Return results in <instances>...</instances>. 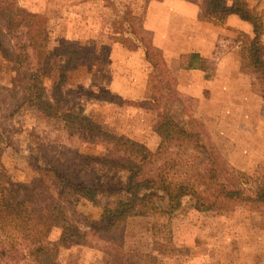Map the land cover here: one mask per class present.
<instances>
[{
    "label": "rangeland",
    "instance_id": "rangeland-1",
    "mask_svg": "<svg viewBox=\"0 0 264 264\" xmlns=\"http://www.w3.org/2000/svg\"><path fill=\"white\" fill-rule=\"evenodd\" d=\"M166 1L0 0V7L36 14L49 53L68 46L79 52L74 56L69 49L52 57L51 74L41 78L45 96L52 98L58 64L70 58L75 67L61 84L67 102L60 103V112L81 110L106 131L140 143L148 156L138 165L143 167L139 176L197 187L205 184V170L215 160L228 174L218 169L217 182L209 183L237 184L247 194L264 182V83L247 65L251 24L228 22L210 10V0H180L198 8L194 24L174 16ZM243 1L261 19L264 47V0ZM20 30L6 43L15 54L25 39ZM155 31L164 47H175L173 54L208 49L201 65L212 75L210 85L188 90L198 78L188 72L176 77L164 51L154 46ZM191 59L184 55L179 61L192 64ZM28 62L25 75H17L0 53V163L13 182L45 185L50 220L42 240L55 264H105L118 244L121 264H264V206L197 211L186 196L177 210L166 213L153 197L136 202L137 208L149 209L127 218L120 239L115 230L95 231L92 224L104 210L128 198L129 173L109 160L130 158L131 149L114 152L109 144L84 142L60 116L47 117L28 103V78L37 75L33 58ZM220 64L222 73L215 72ZM163 111L193 137L175 134L162 142L156 124ZM57 172L72 181H97L99 190L90 199L65 188ZM30 245L22 239L19 260L0 264H36L28 255Z\"/></svg>",
    "mask_w": 264,
    "mask_h": 264
},
{
    "label": "trees",
    "instance_id": "trees-1",
    "mask_svg": "<svg viewBox=\"0 0 264 264\" xmlns=\"http://www.w3.org/2000/svg\"><path fill=\"white\" fill-rule=\"evenodd\" d=\"M209 8L222 16L237 15L251 24L253 37L246 51L247 65L258 74L264 83V47L260 41L263 34L261 19L249 10L243 0H233L228 5L225 0H210ZM16 29H21L22 34L25 35L24 41L18 42L19 52L17 54L12 52V48L6 46L10 40V33ZM42 30L43 27L38 23L36 14L24 8L0 7V53L2 58L13 65V71L17 75H25L26 66L30 64L28 60L33 58L36 64L37 75H31L28 78L30 83L27 89L30 93L27 94L26 101L34 103L38 110L47 117L60 116L66 128L72 134L78 135L84 142L106 143L114 148V152H117L119 148L131 149L129 153L134 156L124 158V156L118 155L116 159L109 160L116 167L129 173L125 186L128 198L118 203L114 208L105 209L100 220L92 224L95 231L115 230L120 239V232L127 218L137 214L145 215L149 209L146 206L137 208L136 202L153 197L160 201L161 206L159 205V207L166 213L177 210L181 206L182 199L186 196L193 198L197 211L223 212L232 210L236 205L264 206V182L256 184L247 194L237 184L216 183L214 187L209 183V181L217 182L214 179L218 169L222 173L227 172L225 168L219 167L215 160L210 161V168L205 170V184L201 182L197 187L185 181L172 184L162 179H146L139 176L138 173L143 167L138 165L148 156L140 143L106 131L81 110L78 113L60 112V103L67 102L62 93L61 84L66 72L75 67L69 66L70 58H67L63 64H58L59 82L53 87L52 98L45 96V87L41 78L51 74L50 60L52 57L64 55L69 49L74 56H79V52L74 47L68 46L49 53L45 45L46 36L42 37ZM156 132L162 142L169 138L173 139L175 134L186 140L193 137L192 134L180 128L167 111L161 113L156 124ZM207 153L210 158L215 156L212 150ZM63 173L57 172L65 188L90 197V199L99 190L100 183L97 181H72L66 178ZM202 178L203 176H201V180ZM211 187L214 188L212 191H210ZM45 188L43 182L38 180L30 183L13 182L0 163V262L18 261V255L21 257V254L17 246H20V241L24 239L31 241L28 255L36 264H55L52 249L42 240L43 232L50 220V204L48 202L51 198L46 194ZM140 194L144 195L139 198ZM121 260L122 249L118 244L108 252V261L105 264H121Z\"/></svg>",
    "mask_w": 264,
    "mask_h": 264
},
{
    "label": "crops",
    "instance_id": "crops-1",
    "mask_svg": "<svg viewBox=\"0 0 264 264\" xmlns=\"http://www.w3.org/2000/svg\"><path fill=\"white\" fill-rule=\"evenodd\" d=\"M165 3L169 4L170 10L174 14V16L178 17V19H186L187 21L189 20V21L193 22L194 24L197 22L196 15L198 13V8L195 5L188 4V3L184 2V1H180V0H168ZM227 20H228V22L230 21V22L236 23V25H238L239 27L241 25H243V26L248 25L244 21H242V19L240 17H238L237 15H229V16H227ZM155 33H156V38H158L157 31H155ZM171 39H172L171 37L165 38L166 41H170ZM198 40H199V38H198ZM162 41H163V36H160V38H158L157 40L154 41L155 42L154 46L156 48L162 49L164 51V55H166V57H168V59H169L170 69L173 70V72L175 71L176 77H180V76L184 75V73L188 72V73H190L189 76H192L193 78L194 77L198 78L199 81L197 80V82L195 81V83H194L193 82L194 79H192L193 81H191L190 85L189 84L186 85L188 90L194 89L196 87V86H194V84H199L197 87H205L206 84L210 85V79H211L212 75L209 76L207 73H205V70H204V68H202V65H201V63L203 62V59H205V60L207 59V53L206 52L208 51V49L199 50L197 48H204V47L203 46H197V48H196L197 50L196 49H193V50L190 49L188 52H185V53L181 54V56H180V54L176 55V54L172 53V51L175 50V47L174 48L173 47L169 48V46L166 47L167 44L164 47L162 44ZM158 43H160V44H158ZM172 54H173V56H172ZM184 55H187V56L190 55L192 57V59H191L193 61V62H191L192 64L188 63L186 65H184V64L182 65L180 63V61H179L180 57H183ZM223 69H224L223 65L220 64V66H218V68L216 69L215 72L220 71L222 73ZM219 85H221V82L219 83ZM203 89H205V88H203ZM220 89L225 90L226 86L222 85L220 87ZM203 93H204V90H202V92H200V95L202 96ZM120 94H122V93H120ZM223 94L224 93H222V95ZM223 96H225V95H223Z\"/></svg>",
    "mask_w": 264,
    "mask_h": 264
}]
</instances>
